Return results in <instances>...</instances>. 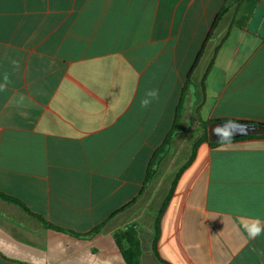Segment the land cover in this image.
I'll use <instances>...</instances> for the list:
<instances>
[{
  "label": "crops",
  "instance_id": "obj_1",
  "mask_svg": "<svg viewBox=\"0 0 264 264\" xmlns=\"http://www.w3.org/2000/svg\"><path fill=\"white\" fill-rule=\"evenodd\" d=\"M0 85V264H264V0H0Z\"/></svg>",
  "mask_w": 264,
  "mask_h": 264
},
{
  "label": "trees",
  "instance_id": "obj_2",
  "mask_svg": "<svg viewBox=\"0 0 264 264\" xmlns=\"http://www.w3.org/2000/svg\"><path fill=\"white\" fill-rule=\"evenodd\" d=\"M226 12V6H224L222 8V10L220 11V13L216 16L214 23L212 25V30L210 35L208 36V38H210L211 34L213 33V31L217 28L220 20L222 19L224 13ZM207 42L204 46V48L202 49L201 53L199 54L197 60H196V64L198 63L199 59L201 58V56L204 54L205 48H206ZM218 49H216V53H217ZM213 61L214 59L211 61L210 66L208 67L204 79L207 78L208 76V72L210 71L212 65H213ZM221 122H229L228 119H210L208 121H205L202 123V127L205 130V137L204 140L205 141H209L211 143L212 147H217L220 146L222 144L227 143L228 141H230V139L227 140H221L218 141L216 140L213 135H211L210 132L213 133V130L215 128V126ZM254 124L256 126H260V127H264V124H255V123H251ZM174 135V129L170 132V134L168 135V137L166 138V140L164 141L162 147L155 153V155L153 156L151 163H150V167L148 170V175H147V179L151 178V176L154 174L155 172V167L157 166V164L159 163L160 159H161V154H163L165 148L167 147V145L170 143L172 137ZM255 134L252 135H247L246 137H251L254 136ZM0 198L3 199L6 202L18 205L20 207H22L26 212H28L31 216L37 218L44 226L46 227H51L54 228L58 231H64L61 228L58 227H54L49 225L41 216H38L36 214L31 213L26 206H24V204H22L19 200L6 196L4 194L0 193ZM124 208H121L120 210H118V212L122 211ZM101 227H97L93 233H96L100 230ZM72 234H75L73 232H70ZM114 238L116 241V244L119 248V250L121 251L125 261L127 262V264H140L141 261V257H142V247H141V242H140V238H139V233L137 231L136 228H122V229H118L114 232ZM159 238V230L157 229L156 232V236H155V241H154V246H156L157 243V239Z\"/></svg>",
  "mask_w": 264,
  "mask_h": 264
},
{
  "label": "clouds",
  "instance_id": "obj_3",
  "mask_svg": "<svg viewBox=\"0 0 264 264\" xmlns=\"http://www.w3.org/2000/svg\"><path fill=\"white\" fill-rule=\"evenodd\" d=\"M5 81H7V76H5ZM4 87L0 85V88ZM159 100V90L158 89H148L145 91L143 98L140 101L141 108H148L150 105ZM215 133L218 134L222 140H227L230 138V134L221 127L215 129ZM242 227L247 234L248 239L254 240L257 237L264 235V224H262L260 219H245L242 221ZM253 251H256L253 249Z\"/></svg>",
  "mask_w": 264,
  "mask_h": 264
},
{
  "label": "water",
  "instance_id": "obj_4",
  "mask_svg": "<svg viewBox=\"0 0 264 264\" xmlns=\"http://www.w3.org/2000/svg\"><path fill=\"white\" fill-rule=\"evenodd\" d=\"M218 127L224 128L229 134V139H236L252 134H264V127L256 126L251 123L244 122H221L217 124L213 130V137L221 141V137L215 133V129Z\"/></svg>",
  "mask_w": 264,
  "mask_h": 264
},
{
  "label": "rangeland",
  "instance_id": "obj_5",
  "mask_svg": "<svg viewBox=\"0 0 264 264\" xmlns=\"http://www.w3.org/2000/svg\"><path fill=\"white\" fill-rule=\"evenodd\" d=\"M221 76H222V75H218L219 78H221ZM209 102H210V101H209ZM206 110H207V109H206ZM210 133H211V135H212V132H210Z\"/></svg>",
  "mask_w": 264,
  "mask_h": 264
}]
</instances>
